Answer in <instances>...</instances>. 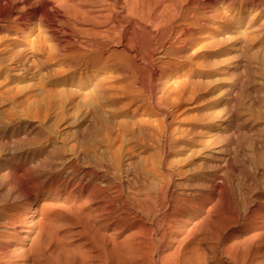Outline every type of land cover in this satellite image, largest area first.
I'll return each mask as SVG.
<instances>
[{"label":"bare ground","instance_id":"1","mask_svg":"<svg viewBox=\"0 0 264 264\" xmlns=\"http://www.w3.org/2000/svg\"><path fill=\"white\" fill-rule=\"evenodd\" d=\"M263 66L264 0H0V264H264Z\"/></svg>","mask_w":264,"mask_h":264},{"label":"rangeland","instance_id":"2","mask_svg":"<svg viewBox=\"0 0 264 264\" xmlns=\"http://www.w3.org/2000/svg\"><path fill=\"white\" fill-rule=\"evenodd\" d=\"M84 1H86L89 5H93V3L94 4H98V1L99 0H84ZM254 67V69H256L257 68V65H253ZM261 79H264V66H263V68L261 69V78L259 79V80H261ZM257 93H258V96L260 97V98H262V97H264V85L262 86V87H259V89H258V91H257Z\"/></svg>","mask_w":264,"mask_h":264}]
</instances>
